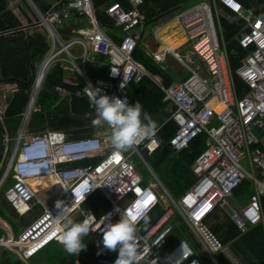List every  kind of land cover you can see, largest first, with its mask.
<instances>
[{"label":"built area","instance_id":"1","mask_svg":"<svg viewBox=\"0 0 264 264\" xmlns=\"http://www.w3.org/2000/svg\"><path fill=\"white\" fill-rule=\"evenodd\" d=\"M8 1L18 5V0ZM25 1L33 14L25 16L27 25L21 22L22 28H41L49 49L37 66L17 136L5 138L6 146L10 141L16 143V159L11 165L15 182L5 196L21 216L35 206H40L42 212L18 237L0 218V228L6 231V237L0 238V248L10 250L26 262L50 242L62 245L59 241L62 227L53 218L59 211L55 207L57 200L63 201L62 207L70 209L73 219L83 220L92 213L89 232L101 235L108 223L116 222L126 211H134L135 203L147 201L149 221L145 224L139 220L136 225V264H205L203 257L211 264H219L217 255L225 251V246L206 224V219L215 211L227 216L242 234L260 224L264 227V18L261 17L264 3L246 8L237 0H200L178 11L175 20L186 38L183 50H170L162 44L156 27L154 39L162 49L149 50L146 55L164 70L173 61L189 73L184 80L166 86L160 75L151 73L134 58L147 28V16L141 10L144 0H110L98 7L96 0H59L46 14L32 0ZM191 1L198 0H188ZM97 11L104 13L111 26L122 32L120 39L107 33L109 25H101ZM223 20L237 26L243 24L235 38L245 56L235 71L230 63ZM71 21L77 27H86L72 29L71 36L65 39L63 31ZM84 30L89 33L84 34ZM76 47L81 49L78 55L74 53ZM101 56L105 62L99 63L100 70L109 67L107 79L98 73L90 76L86 69ZM55 68L63 71L62 84L56 87L60 97L58 105L66 106L67 115L79 120L83 115H74L71 102L74 98L86 99L92 115L80 125L30 132L32 113L40 111L35 106L38 96L48 73ZM236 77L245 84L242 91L236 85ZM144 78L161 90L168 104L169 117L163 125L170 121L176 125V133L169 140L174 154L188 149L197 136L206 137L205 149L191 166L196 181L177 199L153 172L157 182L145 183L133 159L137 155L147 164V158L163 143L159 136L163 125L151 138H141L131 152L115 153L109 143L108 126L103 122L93 123L94 106L85 90L88 85L100 88V94L127 97L131 103L129 87ZM219 105L223 109L218 112ZM5 110L2 109L0 120ZM79 130L94 131L75 138ZM47 175L56 176L58 184L53 187L62 190L61 195L49 202L39 198L40 191L34 192L27 183L29 179ZM246 180L253 183L254 194L244 207H234V192ZM97 192L108 205L100 217L83 208ZM158 206L164 208V214L152 223L150 215ZM177 226L185 233H177ZM188 236L203 247L205 253L201 257L191 247Z\"/></svg>","mask_w":264,"mask_h":264},{"label":"trees","instance_id":"2","mask_svg":"<svg viewBox=\"0 0 264 264\" xmlns=\"http://www.w3.org/2000/svg\"><path fill=\"white\" fill-rule=\"evenodd\" d=\"M42 14L49 12L59 0H32ZM110 0H96V7L101 4L108 3ZM244 7H251L255 3L264 2V0H237ZM188 4V0H144L141 10L147 16V25H153L159 22L162 16H169L175 11L184 9ZM264 18V12L261 15ZM97 18L101 25L108 26L112 23L104 13L97 11ZM30 22V21H29ZM243 24L240 26L230 24L228 21H222L224 37L229 43V56L232 69L235 71L241 64V59L245 56V52L241 49L236 41L235 35L239 33ZM23 24L17 15L9 8L8 0H0V83L17 84L18 92L9 102L3 119L0 120V179L2 177L5 156H9L10 149L14 142L10 141L6 153L5 138L9 136L14 139L17 136L22 123L23 113L29 101L30 90L32 85L26 84L30 76L32 79L36 75V65L46 55L49 45L44 31L35 27L33 29H23ZM77 26L73 21L63 31L64 38L71 36V30ZM108 29H110L108 27ZM89 33V31H83ZM108 33V32H107ZM109 34V33H108ZM114 38V35L109 34ZM140 46V45H139ZM134 58L142 63L148 71L158 74L164 79L166 86L174 82L171 74H173L172 66L166 70L162 69L159 64L149 58L146 53L138 47L134 53ZM97 62H105L103 56L99 57ZM108 66H104L99 73L101 78H108ZM63 71L55 68L48 73L42 90L38 96L37 102L41 108L38 119H34L29 124L31 132H37L42 129L51 128L61 130L72 125H80L87 121L92 115L90 104L86 99L74 98L71 102V108L74 115H83L82 119L76 120L67 115V107L58 105L60 97L56 92V87L62 84ZM187 78V77H186ZM34 81V80H33ZM236 85L239 91L245 88V84L236 77ZM131 103L139 100L142 104L143 111H147L152 119L156 122L157 129L160 128L168 119L169 114L166 111L168 104L164 102V94L154 85L152 81L144 78L138 84H132L128 89ZM69 108V106H68ZM94 118V117H92ZM176 125L173 122H167L159 131V136L163 143L159 150L151 156L152 168L164 171L168 186L172 194L179 197L185 193L196 181V177L191 170V166L196 158L205 149V135L197 136L189 145V148L179 154H174L169 146V140L176 133ZM94 130H79L75 132V138H81L91 135ZM8 158V157H7ZM7 160V159H6ZM85 162L82 164H88ZM15 180L13 179L12 185ZM28 184L38 193L41 199H47L49 202L54 195L49 193L54 189L57 181L53 177L36 178L28 181ZM11 185V186H12ZM252 182L244 181L234 192V196L238 199L244 197L251 191ZM53 187V188H51ZM0 191V218L10 227L13 234L18 237L22 230L29 226L42 212L40 206H35L24 216L19 215L13 209L6 199V191ZM50 188L47 191L45 189ZM43 190V191H41ZM55 193V192H54ZM43 194V195H42ZM42 195V196H41ZM57 194H55L56 196ZM87 211H93L97 217H100L107 209L108 205L101 193L94 194L83 206ZM264 209V199H263ZM164 214V208L158 206L150 215V221L155 223ZM223 217L221 211H215L206 219V224L210 227L215 235L222 241L223 245L228 246L234 242L237 244V250H232L235 258L229 252H221L217 256L219 264H264V227L262 224L251 228L248 233L241 236L240 231L228 220L221 223L220 217ZM75 221H82L81 217L75 218ZM219 221V222H218ZM176 232L184 234L181 226L176 227ZM6 237V231L0 228V238ZM102 235L98 233L88 232L83 237L86 246L78 255L67 253L63 245L57 242L49 244L38 250L26 262L21 260L15 253L8 249L0 248V264H103L100 261L114 262L117 253L112 250L103 248L100 243ZM238 259V263L235 262ZM205 264H211L207 257H203Z\"/></svg>","mask_w":264,"mask_h":264},{"label":"clouds","instance_id":"3","mask_svg":"<svg viewBox=\"0 0 264 264\" xmlns=\"http://www.w3.org/2000/svg\"><path fill=\"white\" fill-rule=\"evenodd\" d=\"M115 74V71H112ZM86 94L94 106V124L105 123L110 129L109 143L115 153L127 152L140 142L141 138H151L157 130L156 122L147 111H143L139 100L129 103L127 97L120 98L100 94V88L88 85ZM150 199V198H149ZM63 201L57 200L55 207L59 210L53 217L60 224L62 232L59 241L69 254L78 255L86 246L83 237L90 230L92 213L82 221H75L70 215V209L63 206ZM147 201L133 205L134 211H126L114 223H108L102 235L103 248L115 251L117 257L113 264H136L137 261V221L145 224L149 221L146 207Z\"/></svg>","mask_w":264,"mask_h":264},{"label":"rangeland","instance_id":"4","mask_svg":"<svg viewBox=\"0 0 264 264\" xmlns=\"http://www.w3.org/2000/svg\"><path fill=\"white\" fill-rule=\"evenodd\" d=\"M200 0L198 1H191V2H188V4H186L184 6V9L188 8V7H192L194 5H196L197 3H199ZM9 8H11L13 10V12H15L18 17L21 19L20 21L24 24V25H27V19L24 20L25 16L27 15H30L32 13L31 11V8L30 6L28 5V3L25 1V0H18V5H16L15 3L13 4H9ZM183 10V9H181ZM180 10V11H181ZM178 13V11H175V13L169 15V16H162L159 18V22L158 23H154L156 24V26H160V25H163L165 24L166 22H168L171 18V17H174L176 14ZM33 14V13H32ZM24 17V18H23ZM37 22V21H36ZM179 24V22H178ZM153 25H151L152 27ZM180 26V24H179ZM109 28L110 29H106V31L109 33V34H112L114 35V37L120 39L123 34L122 32L119 30V29H116L114 28L113 26L109 25ZM161 35L164 39V41L171 47H175V48H178L180 45H182L184 42L182 40V36H181V33L178 29V27H175V26H170L168 29H165L163 30V32H161ZM154 50L156 48H158V42L155 41L154 39V34L153 32L151 31V29H145L144 33H143V36H142V43L140 44L139 47H141V49L146 53L148 54L149 50L146 45L147 44ZM188 47V46H187ZM81 52V49L80 48H74V53L76 55H78L79 53ZM77 63L80 65V66H83V63L81 60H78ZM171 66H176L175 64H173V61L170 62ZM87 69V72L90 76H92V69L90 68H86ZM183 72H185L183 69H182ZM187 76V74H186ZM34 79H32V82H31V85L34 83L33 81ZM34 85V84H33ZM12 88L14 89V91H18V86L17 84H14V86L12 85H9V84H4V83H0V117H1V113H2V109H5L6 107V104H7V101H8V98L11 97V90ZM32 89H33V86H32ZM32 89L30 90V92L32 91ZM66 105V104H65ZM38 109H40V111L38 112H41V108L40 106L38 105V102L36 103L35 105ZM64 106V105H62ZM27 107H28V104H27ZM27 107L24 111V114L26 113L27 111ZM38 112H33L32 113V116H31V119L30 121H33L34 119H38L40 113ZM23 120V119H22ZM31 123V122H30ZM29 131L31 132V128L29 126ZM16 143L13 144V146H11L12 148L9 150L10 151V154L9 156H5L6 159H5V163L3 165V171H2V177L0 179V184H1V189H7L8 187H10L12 185V181H13V166H11L13 164V162L15 161V156H16ZM8 145L6 146V153L7 154V150H8ZM127 152H131V149H129ZM8 157V158H7ZM134 162L135 164L138 166L139 168V171L145 181V183H152V182H157L156 181V178L155 176L158 178V180L169 190V186H168V182H167V179H166V175L164 173V171L162 170V168L160 169H154L152 168V159L151 157L147 158V164L142 161L137 155H134ZM155 174V176L153 175V173ZM50 189V188H49ZM49 189H46L44 191H47ZM55 192V193H54ZM49 193H53L51 195H54L53 197L56 199L59 195L62 194V190L60 187H55L54 189H52V191H49ZM55 194H57L55 196ZM250 194V193H249ZM247 194V195H249ZM43 195V194H42ZM41 195V196H42ZM174 198L177 199V196H175L174 194H172ZM42 198V197H41ZM54 199V200H55ZM45 202H47V199H43ZM232 205L234 207H237L236 203L233 201L232 202ZM220 222H224V218L223 217H220L219 219ZM218 221V222H219ZM187 240L188 242H190V245L191 247L195 250L196 254L201 257V254H204V249L203 247L199 244V242L195 239H192L190 238L189 236L187 237ZM228 247L231 249V250H237V244H235L234 242L233 243H230L228 245Z\"/></svg>","mask_w":264,"mask_h":264},{"label":"crops","instance_id":"5","mask_svg":"<svg viewBox=\"0 0 264 264\" xmlns=\"http://www.w3.org/2000/svg\"><path fill=\"white\" fill-rule=\"evenodd\" d=\"M261 4H263L264 2H260ZM15 13V12H14ZM16 14V13H15ZM17 15V14H16ZM17 17H18V15H17ZM19 18V17H18ZM24 18V17H23ZM20 19V18H19ZM170 20L168 21V22H166L165 24H163V25H160V26H156V24H153V26L151 27V25H147V29L149 28V29H151V31L153 32V34H154V31H155V28L157 27V28H160V27H162V26H165L166 24H169V22H171L172 20H175V16L174 17H171V18H169ZM21 20V19H20ZM24 20H25V18H24ZM178 22V21H177ZM84 27H86V26H83V25H81L80 27H77L76 29H83ZM168 29V28H167ZM86 31V30H85ZM145 31V30H144ZM163 32V31H162ZM144 33V32H143ZM84 34H87V33H84ZM157 34V33H156ZM162 36V35H161ZM69 38V37H68ZM67 38V39H68ZM163 38V37H162ZM184 38H185V36H184ZM159 40V39H158ZM182 40H183V38H182ZM147 44V43H146ZM162 44H164L163 42H162ZM165 45V44H164ZM166 46V45H165ZM146 47L148 48V49H150L151 51H156V50H161L162 49V47L159 45V43H158V48H156V49H152L148 44L146 45ZM168 47V46H167ZM185 47H186V38H185V42L182 44V45H180L178 48H176V49H180V50H183V49H185ZM169 48V47H168ZM48 52V51H47ZM44 58V57H43ZM43 58H42V60H43ZM41 60V61H42ZM41 61L38 63V64H40L41 63ZM171 62V61H170ZM99 63L100 62H97V61H93V62H91V63H89V67L88 68H90V69H92V71H93V73H98V75H99V73H100V71L102 70V68H101V70H100V66H99ZM38 64L36 65V71H37V66H38ZM171 64V63H170ZM173 64H175L176 65V63L175 62H173ZM182 67L180 66V65H176V66H172V70H173V74H171V76H172V78L174 79V82L175 81H178V82H180V81H182V80H184L186 77H188V74H187V72L185 71V72H183L182 71ZM186 74H187V76H186ZM36 76V75H35ZM173 82V83H174ZM172 83V84H173ZM9 85H13L14 86V84H9ZM244 89V88H243ZM18 91H14V89L12 88V90H11V97H9L8 98V101H7V104H6V107L5 108H7V106H8V104H9V102L12 100V98L14 97V95L17 93ZM249 194V193H248ZM252 194H254V185H253V183H252V185H251V191H250V194L249 195H244V197L243 198H241V199H238V198H236L235 196H233V198H232V202L234 201L235 203H236V205H237V207H244L248 202H249V199H250V197H251V195ZM264 199V198H263ZM263 199H262V205H263ZM221 217H222V215H221ZM223 218H224V222H225V220H228L231 224H233L235 227H236V225L227 217V216H224L223 215ZM221 223H223V222H221ZM11 228V227H10ZM210 228V227H209ZM237 228V227H236ZM238 229V228H237ZM239 230V229H238ZM250 230V229H249ZM212 231V230H211ZM240 231V230H239ZM213 232V231H212ZM249 232V231H248ZM247 232V233H248ZM240 233H241V231H240ZM241 236H243V235H245V234H240ZM217 236V235H216ZM218 237V236H217ZM219 238V237H218ZM220 239V238H219ZM233 243V242H232ZM225 246V245H224ZM225 251L226 252H229L230 254H231V256L232 257H234L235 258V255H234V253H233V251L228 247V246H225ZM220 254V253H219ZM218 254V255H219ZM217 255V256H218ZM235 262H237L238 263V259H236V261Z\"/></svg>","mask_w":264,"mask_h":264},{"label":"bare ground","instance_id":"6","mask_svg":"<svg viewBox=\"0 0 264 264\" xmlns=\"http://www.w3.org/2000/svg\"><path fill=\"white\" fill-rule=\"evenodd\" d=\"M170 26L178 27V29H179V31H180V33H181V36H182V38H183V42H185V38H184L183 30H182L181 27L179 26L177 20H172L171 22H169V24H166L165 26H162V27L158 28V29H157V38H158L161 42H163L166 46H168L170 50H175L176 48H175V47H171V46H169V45L164 41V39H163L162 36H161V32H162L163 30L169 28ZM87 34H88V33H87ZM222 109H223V106H222V105H219V106L217 107V111H218V112L221 111ZM44 177H53V178L56 179L57 184H58V178H57L56 176H54V175H47V176H43V177H39V178H44ZM32 179H36V178H32ZM32 179H29V180H32ZM29 180H28V181H29ZM28 181H27V183H28ZM29 186H30V185H29ZM30 188H31L34 192H36L31 186H30Z\"/></svg>","mask_w":264,"mask_h":264},{"label":"water","instance_id":"7","mask_svg":"<svg viewBox=\"0 0 264 264\" xmlns=\"http://www.w3.org/2000/svg\"><path fill=\"white\" fill-rule=\"evenodd\" d=\"M31 82H32V76H30L29 81L26 84H24V85H31Z\"/></svg>","mask_w":264,"mask_h":264}]
</instances>
